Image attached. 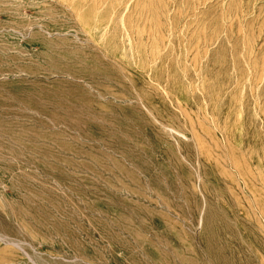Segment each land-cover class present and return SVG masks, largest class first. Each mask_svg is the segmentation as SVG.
Segmentation results:
<instances>
[{"label": "rangeland", "instance_id": "1", "mask_svg": "<svg viewBox=\"0 0 264 264\" xmlns=\"http://www.w3.org/2000/svg\"><path fill=\"white\" fill-rule=\"evenodd\" d=\"M0 264H264V0H0Z\"/></svg>", "mask_w": 264, "mask_h": 264}, {"label": "bare ground", "instance_id": "2", "mask_svg": "<svg viewBox=\"0 0 264 264\" xmlns=\"http://www.w3.org/2000/svg\"><path fill=\"white\" fill-rule=\"evenodd\" d=\"M75 31V30H74ZM76 32V31H75ZM76 33H78V32H76ZM83 33V32H82ZM77 35V34H76ZM78 40H79V38H78Z\"/></svg>", "mask_w": 264, "mask_h": 264}]
</instances>
